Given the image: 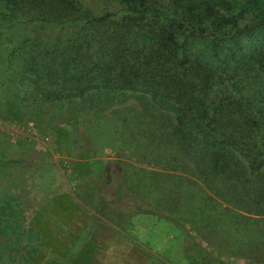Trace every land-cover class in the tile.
I'll list each match as a JSON object with an SVG mask.
<instances>
[{
  "label": "rangeland",
  "instance_id": "374dc122",
  "mask_svg": "<svg viewBox=\"0 0 264 264\" xmlns=\"http://www.w3.org/2000/svg\"><path fill=\"white\" fill-rule=\"evenodd\" d=\"M229 1L242 26L264 5ZM35 24L0 22V159L21 162L0 164V264L264 263V215L232 208L193 172L171 112L145 110L134 95L46 101L16 79L22 56L5 73L7 49L33 36ZM46 31L44 41L62 43L59 27ZM153 127L157 144L132 139ZM62 216L68 244L52 256L42 240L50 248L62 237ZM95 232L99 240L82 246Z\"/></svg>",
  "mask_w": 264,
  "mask_h": 264
},
{
  "label": "trees",
  "instance_id": "16d2710c",
  "mask_svg": "<svg viewBox=\"0 0 264 264\" xmlns=\"http://www.w3.org/2000/svg\"><path fill=\"white\" fill-rule=\"evenodd\" d=\"M235 8L229 0H0L1 23L39 25L7 49L4 71L22 56L16 79L46 101L134 95L145 110L171 112L193 172L232 208L264 215V5L244 26ZM50 26L62 43L43 40ZM155 130L132 139L157 144Z\"/></svg>",
  "mask_w": 264,
  "mask_h": 264
},
{
  "label": "crops",
  "instance_id": "0c3cea01",
  "mask_svg": "<svg viewBox=\"0 0 264 264\" xmlns=\"http://www.w3.org/2000/svg\"><path fill=\"white\" fill-rule=\"evenodd\" d=\"M66 218L68 220H70V216H66ZM64 222V217L62 216V237L61 236H58V237H54L53 236V246L51 245L50 248L48 247V242L47 240L44 242V239L42 240V243L44 246V250L52 253V256H57L58 253H63L66 251V246L68 244V238H67V234H66V228H65V224H63ZM88 229H90V226H87L86 230L85 231H88ZM86 233V232H85ZM50 238H52V236H49ZM93 238H89L87 240V242L83 243V245H90V244H93L94 242H97V240H99L100 238V234L98 232H95L94 233V236H92ZM48 237H46L47 239ZM82 246L80 247V250L82 248ZM79 255H80V251H79V254L77 255L76 257V260H77V263L79 261ZM79 264V263H78Z\"/></svg>",
  "mask_w": 264,
  "mask_h": 264
}]
</instances>
